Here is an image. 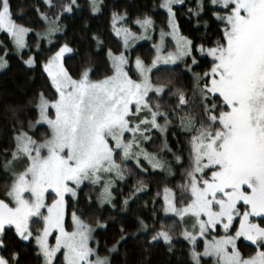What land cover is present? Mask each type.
<instances>
[{
    "label": "snow or ice",
    "instance_id": "1",
    "mask_svg": "<svg viewBox=\"0 0 264 264\" xmlns=\"http://www.w3.org/2000/svg\"><path fill=\"white\" fill-rule=\"evenodd\" d=\"M46 2L55 6L52 0ZM91 3L96 11L97 0ZM181 3L183 0H163L161 7L167 9L176 50L162 55V43L150 63L140 57L133 62L124 52L109 50L111 74L93 79L91 68L73 75L65 67L64 55L72 52L68 44L47 59L43 67L54 97L39 94L37 119L28 122L27 131H16V148L10 153L11 160L3 164L12 180L0 198V249L7 251L4 236L14 228L23 240H35L45 264H111L107 256L100 255L98 242L96 248L90 246L94 229L76 211L66 226V196L76 198L81 185L89 181L99 185L101 205L111 203L115 180H124L125 172H132L127 167L130 159L145 174L149 169L142 161L152 169L165 170L168 162L143 147L151 139L147 135L151 129L166 133L171 123L170 114L152 101L168 94L176 96L182 108L192 106L185 90L174 83L175 70L163 66L182 61L192 72L191 66H199L193 54L196 48L202 56L211 57L206 71L192 74L191 97L202 115L198 121L188 117L185 122L180 117L181 126L190 133V162L183 173L184 183L177 186L179 199L173 189L164 187L165 212L175 213L184 225L182 234L192 245L193 264H201V258L209 256L215 258V264H264V0H209L220 9L214 16L222 28L220 38L207 49L177 35L174 5ZM74 6L77 0L63 8L71 12ZM204 8V0H199L197 15ZM14 15L11 0H0V30L21 51L27 47L25 37L32 29L17 23ZM126 15L113 13L114 23ZM41 16L49 25L45 35L51 37L60 30L57 20L49 21L44 13ZM135 23L145 33L153 30L150 16ZM116 34L122 36L127 51L128 40L135 33L125 27ZM164 35L161 29L162 41ZM35 62V57L26 61L28 65ZM6 65L7 60L0 56V68ZM38 124L48 128L39 139L30 134ZM17 163L23 167L17 169ZM167 170L172 174L170 166ZM139 185L135 192L146 187L142 180ZM124 204L127 206V198ZM140 225L148 228L143 220ZM97 226H102L99 221ZM218 228L223 235L216 234ZM170 232L161 226L152 239L171 243ZM242 237L254 248L248 256L237 246ZM200 238L202 253L197 250ZM116 248L114 244L108 251ZM58 253L62 259L57 258ZM17 260L18 253L11 260L0 254V264H17Z\"/></svg>",
    "mask_w": 264,
    "mask_h": 264
},
{
    "label": "trees",
    "instance_id": "2",
    "mask_svg": "<svg viewBox=\"0 0 264 264\" xmlns=\"http://www.w3.org/2000/svg\"><path fill=\"white\" fill-rule=\"evenodd\" d=\"M52 3L54 7H50L46 0H11L16 22L32 29L27 36L25 49L17 51L10 35L0 30V56L7 60V65L0 68V198H3L12 180L3 164L5 160H11L10 153L16 148V131H27L28 122L37 119L36 104L41 92L49 99L54 97L51 80L43 67L47 59L61 46L68 44L73 52L65 57V67L73 75L83 68H91L94 73L92 78L102 79L111 74L109 50L114 53L124 51L121 40L114 33L113 13L121 16L126 13V23L132 28H135L137 19L145 16L152 18L156 30L168 28L169 16L161 7L163 0H97L96 11H93L91 0H77V6L71 12L63 8L70 0H52ZM198 3L199 0H183V3L174 5L175 17L180 32L192 40L194 46L204 45L207 49L214 46L221 36L222 23L214 16L220 9L211 6L209 0H204V11L197 15ZM41 13L49 19L57 20L59 24L60 32L54 35L51 43L37 35V32L47 28ZM131 55L132 59L140 57L150 63L155 57V50L151 42L145 41L138 44ZM194 55L199 66H191L192 72L185 69L182 61L175 66H163L175 70L174 83L185 90L192 106L182 108L177 97L168 94L154 97L152 101L160 103L161 111L170 114L172 125L166 133L151 131L150 141L143 145L148 152L156 153L168 162L165 170L152 169L143 164L149 169L145 174L130 159L127 167L132 172H125L124 180H115L112 187L114 199L111 203L101 205L97 198L98 184H85L79 189L76 198L67 199V226L71 224V213L76 211L78 216L96 229L91 245L96 248L98 242L100 255L107 256L111 264H193L192 245L182 237V222L165 214L163 189L166 186L173 189L179 199L177 186L184 183L183 173L190 162V133L181 126L180 117H184L185 122L188 117L198 121L202 115L191 97L192 74L206 71L211 59L200 56L196 48ZM30 57H35V64L26 63ZM188 64L191 65L190 59ZM133 77L136 78L135 75ZM173 112L175 115H171ZM159 122L163 123V120ZM47 133L48 128L44 125L30 132L37 139ZM176 156L181 157L179 162ZM168 166L172 174H169ZM141 180L146 187L143 191L135 192ZM126 198L127 206L124 204ZM141 220L148 225L147 229L141 227ZM98 221L102 226H97ZM161 226L165 230L171 229V243L163 238L155 241L152 239ZM33 227L39 228L40 224H33ZM121 236L124 238L121 239ZM4 241L7 251L0 249V254L11 260L12 254L18 253L17 264H45L34 239L25 241L12 228L6 230ZM114 244L117 245L116 250L108 251ZM202 246L203 242L197 243L198 249H202ZM239 248L245 256L254 250L251 243L243 240ZM57 258L62 259L61 254ZM203 264H210V261L205 260Z\"/></svg>",
    "mask_w": 264,
    "mask_h": 264
},
{
    "label": "rangeland",
    "instance_id": "3",
    "mask_svg": "<svg viewBox=\"0 0 264 264\" xmlns=\"http://www.w3.org/2000/svg\"><path fill=\"white\" fill-rule=\"evenodd\" d=\"M165 9V8H164ZM99 11V10H98ZM165 11H167V9H165ZM68 12V11H67ZM48 20L49 21H52V19H49L48 18ZM126 20H127V17H125L124 19H117L116 21H115V23H114V21H112V25H113V29H114V33H115V35L121 40V42H122V44H123V48H124V53H125V55L126 56H128L129 58H130V60H132L133 62H134V60H135V58L134 59H132V55H131V51L138 45V44H140V43H142V42H145V41H148V42H151L152 43V46H153V48H154V50H155V56L157 55V47H159V46H161V44L163 43V47L161 48V53L160 54H166V52H168V51H172V52H174L175 50H176V38L171 34L172 33V29H171V27H170V25H169V22H168V28L165 30H163L164 31V33H165V35H164V37H163V41L161 40V29H159V30H156V28H155V26H154V24H153V30H150V31H148L147 33H145L144 32V30L140 27V25H138V24H136V23H134V26H135V28H132V27H130V26H128L127 25V23H126ZM174 20H175V22H176V24L178 25V23H177V20H176V17H174ZM47 23V22H46ZM58 23V22H57ZM59 25V24H58ZM48 23H47V28H48ZM125 27H127V28H130L131 30H132V32L133 33H135V37H130L129 38V40H128V44H127V51H125V44H124V41H123V38H122V36H118L116 33H117V30L118 29H121V28H125ZM47 28L44 30V31H39V32H37V34L39 33L40 35H38V36H40V37H42V38H45L48 42H49V40H51L52 41V39H53V37H54V35H56L57 33H59L60 32V30L59 31H57V32H55V33H53L52 35H51V37H49V36H47V35H45V33H46V31H47ZM5 32V31H4ZM31 32V31H30ZM29 32V33H30ZM28 33V34H29ZM176 33H177V35L178 36H183V37H186V36H184L181 32H180V30H179V27H177V29H176ZM28 34L26 35V37H25V39H26V42H27V36H28ZM189 39V38H188ZM192 41V40H191ZM70 47V46H69ZM26 48V47H25ZM24 48V49H25ZM71 48V47H70ZM72 49V48H71ZM197 51H198V49H197ZM72 52H73V50H72ZM72 52H66L65 53V55H64V59H65V57L66 56H68V55H70ZM111 53H114V52H111ZM199 53V52H198ZM114 54H119V53H114ZM193 54H194V50H193ZM54 55V54H53ZM110 54H109V52H108V56H109ZM199 55L200 56H202L200 53H199ZM197 58V57H196ZM64 59H63V62H64ZM210 59H211V57H210ZM198 60V59H197ZM181 61H178L177 62V64L178 63H180ZM170 66H175V65H170ZM46 72V71H45ZM47 73V72H46ZM48 75V74H47ZM50 78V77H49ZM134 79H135V77H133ZM50 111H54V110H50ZM171 123H170V125L168 126V129L171 127ZM38 126H40L39 124L38 125H36V127H38ZM44 126H47V125H44ZM35 127V128H36ZM153 130H158V129H151L150 130V132L151 131H153ZM150 132L147 134V135H149L150 137H151V135H150ZM150 140H148V141H146L144 144H146L147 142H149ZM143 147L145 148V146L143 145ZM146 149V148H145ZM142 163L144 164V165H147V166H149L148 164H147V162H143L142 161ZM23 167V164L22 163H17L16 164V168L17 169H19V168H22ZM85 184H92V183H90L89 181H85L84 182V184H82L81 185V187L82 186H84ZM114 185V184H113ZM80 187V188H81ZM169 188V187H168ZM78 192H79V189H78ZM163 195H164V192H163ZM68 199V197L66 196V200ZM68 201V200H67ZM107 202H105L104 204H106ZM166 207V205H165V203H164V208ZM164 211H165V209H164ZM165 214L166 215H168V216H173V217H176V218H178L179 219V217H177L176 216V214L175 213H166L165 212ZM66 222H67V216H66ZM183 225V224H182ZM66 226H67V223H66ZM184 226V225H183ZM93 227V226H92ZM93 229H94V231H93V233H92V239L90 240V246H92L91 244H92V241H93V237H94V232H95V228L93 227ZM216 234H218V235H223V230H222V228H218L217 230H216ZM182 237L184 238V239H186L184 236H183V234H182ZM209 238H211V237H209ZM187 240V239H186ZM241 240H243V241H246L243 237L242 238H240L238 241H237V246H238V248H239V243H240V241ZM189 243H190V241L189 240H187ZM203 242V238H200V239H198V241H197V243L198 242ZM246 242H248V243H251V242H249V241H246ZM50 243H54V239H52V238H50ZM36 244V243H35ZM191 244V243H190ZM36 246L38 247V245L36 244ZM93 247V246H92ZM94 248V247H93ZM240 249V248H239ZM38 250H39V247H38ZM197 250L198 251H200L201 253L203 252V250H204V243H203V246H202V249H198L197 248ZM241 251V250H240ZM39 253H40V255L42 256V258H43V260H44V263H45V258H44V256H43V254L40 252V250H39ZM60 254L58 253L57 254V257L59 256ZM205 260L207 261H210V264H215V258L214 257H202L201 258V264H203L204 262H205ZM204 261V262H203Z\"/></svg>",
    "mask_w": 264,
    "mask_h": 264
}]
</instances>
